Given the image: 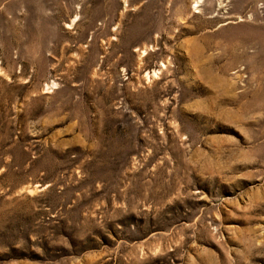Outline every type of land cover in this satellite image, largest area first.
Instances as JSON below:
<instances>
[{"label":"rangeland","instance_id":"374dc122","mask_svg":"<svg viewBox=\"0 0 264 264\" xmlns=\"http://www.w3.org/2000/svg\"><path fill=\"white\" fill-rule=\"evenodd\" d=\"M0 264H264V0H0Z\"/></svg>","mask_w":264,"mask_h":264},{"label":"bare ground","instance_id":"6f19581e","mask_svg":"<svg viewBox=\"0 0 264 264\" xmlns=\"http://www.w3.org/2000/svg\"><path fill=\"white\" fill-rule=\"evenodd\" d=\"M149 75H150V73H148V76H149ZM153 76H154V77L158 76V72H157V71H154Z\"/></svg>","mask_w":264,"mask_h":264}]
</instances>
